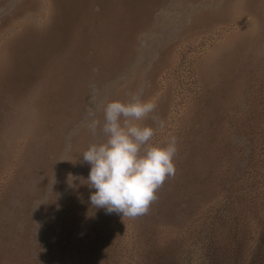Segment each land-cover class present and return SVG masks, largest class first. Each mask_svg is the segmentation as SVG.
<instances>
[{"label": "rangeland", "instance_id": "1", "mask_svg": "<svg viewBox=\"0 0 264 264\" xmlns=\"http://www.w3.org/2000/svg\"><path fill=\"white\" fill-rule=\"evenodd\" d=\"M141 88L165 126L139 123L153 144L177 138V172L123 218L90 203L82 154L100 137L85 124ZM230 208L249 247L264 221V0H0V264H200L201 227Z\"/></svg>", "mask_w": 264, "mask_h": 264}, {"label": "clouds", "instance_id": "2", "mask_svg": "<svg viewBox=\"0 0 264 264\" xmlns=\"http://www.w3.org/2000/svg\"><path fill=\"white\" fill-rule=\"evenodd\" d=\"M92 87L90 102L95 103ZM156 107L150 99H143L141 88L130 94L127 102L103 104V121L89 110L85 127L100 137L82 154L83 161L91 165L86 184L95 189L90 196L93 208L122 214L123 218L145 215L165 181L175 177L177 138L170 136L163 145L153 144L156 128L139 123L151 117L163 129L164 122L153 115Z\"/></svg>", "mask_w": 264, "mask_h": 264}, {"label": "trees", "instance_id": "3", "mask_svg": "<svg viewBox=\"0 0 264 264\" xmlns=\"http://www.w3.org/2000/svg\"><path fill=\"white\" fill-rule=\"evenodd\" d=\"M215 215L217 219L213 216L200 229L202 239L195 252L201 258L200 264H264V221L260 229L255 231V243L247 247L238 238V234L244 233V220L233 214L231 208ZM243 237L245 235L240 238ZM185 262L173 255L163 263L186 264Z\"/></svg>", "mask_w": 264, "mask_h": 264}]
</instances>
